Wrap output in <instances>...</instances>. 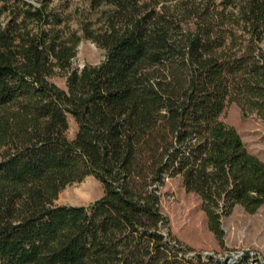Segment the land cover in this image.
<instances>
[{"label":"trees","instance_id":"obj_1","mask_svg":"<svg viewBox=\"0 0 264 264\" xmlns=\"http://www.w3.org/2000/svg\"><path fill=\"white\" fill-rule=\"evenodd\" d=\"M5 1L0 262L224 264L164 232L161 188L181 178L196 192L221 247L224 217L264 206V162L220 121L236 104L264 126V0H108L116 11L106 26L83 28L106 58L81 71L71 69L81 37L57 29L54 0ZM88 176L102 198L54 204ZM229 264L264 263L246 253Z\"/></svg>","mask_w":264,"mask_h":264},{"label":"rangeland","instance_id":"obj_2","mask_svg":"<svg viewBox=\"0 0 264 264\" xmlns=\"http://www.w3.org/2000/svg\"><path fill=\"white\" fill-rule=\"evenodd\" d=\"M30 1L38 6L37 2L40 0ZM158 1L161 7L164 2ZM144 2H150V0H142V3ZM5 4L8 2L0 0V9ZM51 7L62 18L57 29L62 30L67 36L76 33L81 37L71 69L81 71L85 66H99L106 58V51L93 41L86 39L83 28L89 25L93 31L99 32L116 11L115 5L108 0H54ZM7 14L8 12L2 16V19ZM262 48L264 50V40ZM66 79L64 76H56L52 82L61 89H66ZM220 121L234 127L247 150L264 162L262 122L255 117L244 118L236 104L227 106ZM77 129V123L70 116L67 132L69 140L75 138ZM104 193L103 185L94 176H88L82 182L67 186L54 204L90 207L102 198ZM161 211L169 219V228L164 229V232L170 231L172 236L203 257L213 255L221 260L233 258L239 261L246 253H249L252 259H258L264 263V206L254 215L246 213L241 206H236L230 216L222 219L226 233L224 247L219 245L208 229L201 197L196 192L187 190L181 178L166 179L164 187L161 188Z\"/></svg>","mask_w":264,"mask_h":264},{"label":"water","instance_id":"obj_3","mask_svg":"<svg viewBox=\"0 0 264 264\" xmlns=\"http://www.w3.org/2000/svg\"><path fill=\"white\" fill-rule=\"evenodd\" d=\"M25 1H27L29 3H32V4H35L34 2H32L30 0H25ZM35 5H37V4H35ZM234 262H235V260L233 258H226V259L223 260L224 264H229V263H234Z\"/></svg>","mask_w":264,"mask_h":264}]
</instances>
